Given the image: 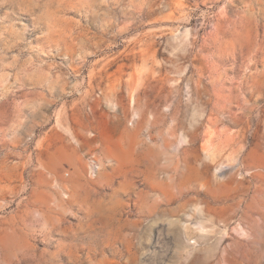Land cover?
<instances>
[{
  "label": "rangeland",
  "instance_id": "374dc122",
  "mask_svg": "<svg viewBox=\"0 0 264 264\" xmlns=\"http://www.w3.org/2000/svg\"><path fill=\"white\" fill-rule=\"evenodd\" d=\"M0 264H264V0H0Z\"/></svg>",
  "mask_w": 264,
  "mask_h": 264
},
{
  "label": "built area",
  "instance_id": "2783aa9c",
  "mask_svg": "<svg viewBox=\"0 0 264 264\" xmlns=\"http://www.w3.org/2000/svg\"><path fill=\"white\" fill-rule=\"evenodd\" d=\"M138 118V115H134L130 118L128 124L130 126H132L135 122H136V119ZM34 135H28L26 137V141L27 142H30L32 141V138H33ZM99 156L93 152L91 154L88 155L87 159H86V166H85V172H86V175L90 178H93L92 177V168H94L95 166H98V160H99Z\"/></svg>",
  "mask_w": 264,
  "mask_h": 264
},
{
  "label": "bare ground",
  "instance_id": "6f19581e",
  "mask_svg": "<svg viewBox=\"0 0 264 264\" xmlns=\"http://www.w3.org/2000/svg\"><path fill=\"white\" fill-rule=\"evenodd\" d=\"M99 169V162H98V166H95L94 168H92V173H96Z\"/></svg>",
  "mask_w": 264,
  "mask_h": 264
}]
</instances>
